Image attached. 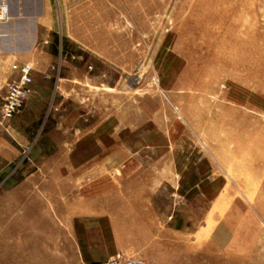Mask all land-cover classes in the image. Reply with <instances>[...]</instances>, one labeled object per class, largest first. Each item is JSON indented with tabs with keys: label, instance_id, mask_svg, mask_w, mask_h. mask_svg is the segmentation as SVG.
<instances>
[{
	"label": "rangeland",
	"instance_id": "1",
	"mask_svg": "<svg viewBox=\"0 0 264 264\" xmlns=\"http://www.w3.org/2000/svg\"><path fill=\"white\" fill-rule=\"evenodd\" d=\"M32 10L50 79L6 87L32 108L0 118V264H264V0Z\"/></svg>",
	"mask_w": 264,
	"mask_h": 264
},
{
	"label": "crops",
	"instance_id": "2",
	"mask_svg": "<svg viewBox=\"0 0 264 264\" xmlns=\"http://www.w3.org/2000/svg\"><path fill=\"white\" fill-rule=\"evenodd\" d=\"M5 1V0H0ZM13 8V14L8 23L0 25V103L6 92L8 83L19 81L22 76V69L25 64H32V76L34 81L36 78L48 82L50 77L48 75L50 68L49 55L46 53H40L38 50L33 49L29 44L30 38H32V30L26 33H19L17 30L18 25H39V13H33L34 6H39V0H6ZM29 8L30 12L20 14L14 9L16 8ZM27 42V43H25ZM35 92V96H38ZM41 98V96L39 95ZM37 98V97H36ZM32 106L28 102L25 110L22 113H26L31 110ZM20 150L9 144L0 135V160L5 162H14L19 157Z\"/></svg>",
	"mask_w": 264,
	"mask_h": 264
},
{
	"label": "built area",
	"instance_id": "3",
	"mask_svg": "<svg viewBox=\"0 0 264 264\" xmlns=\"http://www.w3.org/2000/svg\"><path fill=\"white\" fill-rule=\"evenodd\" d=\"M6 12V7L0 8V20L6 15ZM29 80L28 72L25 70V75L19 84L8 86L0 109V118L2 120L7 121L12 119L23 111L26 106L27 96L31 93L29 88L24 84ZM118 259H120V256H117V259H110L107 264H120Z\"/></svg>",
	"mask_w": 264,
	"mask_h": 264
}]
</instances>
